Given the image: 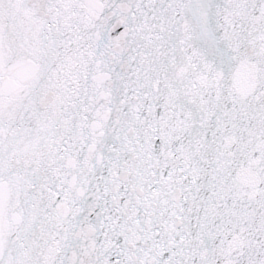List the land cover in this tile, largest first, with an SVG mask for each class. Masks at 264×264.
<instances>
[{
    "label": "snow or ice",
    "instance_id": "snow-or-ice-1",
    "mask_svg": "<svg viewBox=\"0 0 264 264\" xmlns=\"http://www.w3.org/2000/svg\"><path fill=\"white\" fill-rule=\"evenodd\" d=\"M0 264H264V0H0Z\"/></svg>",
    "mask_w": 264,
    "mask_h": 264
}]
</instances>
